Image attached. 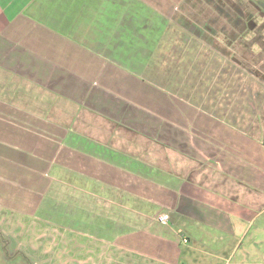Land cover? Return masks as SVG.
<instances>
[{"label":"crops","instance_id":"obj_1","mask_svg":"<svg viewBox=\"0 0 264 264\" xmlns=\"http://www.w3.org/2000/svg\"><path fill=\"white\" fill-rule=\"evenodd\" d=\"M164 2L0 0V228L39 214L120 264H264L263 141L223 80L206 105L160 83Z\"/></svg>","mask_w":264,"mask_h":264},{"label":"rangeland","instance_id":"obj_2","mask_svg":"<svg viewBox=\"0 0 264 264\" xmlns=\"http://www.w3.org/2000/svg\"><path fill=\"white\" fill-rule=\"evenodd\" d=\"M159 7L161 14L172 23L162 20L161 39L155 40L159 46L153 64L160 83L178 89L179 82L185 81L184 87L191 94L200 91L201 97L197 100L206 105L214 102L211 96L221 91L223 80L225 106L232 107L233 101L241 108L232 119L248 122L252 118L257 138L262 139L264 0H165ZM185 72H189L188 78ZM171 79L173 82L169 84ZM2 212L5 210L0 209V217ZM35 217L41 218L39 214ZM34 218L6 212L1 224L5 227L0 230L7 241H0V245L7 250V262L25 255L29 261L17 259V264L20 261L23 264H120V259L109 250V244ZM260 224L257 222L251 233ZM249 240V237L243 239L241 247Z\"/></svg>","mask_w":264,"mask_h":264},{"label":"trees","instance_id":"obj_3","mask_svg":"<svg viewBox=\"0 0 264 264\" xmlns=\"http://www.w3.org/2000/svg\"><path fill=\"white\" fill-rule=\"evenodd\" d=\"M227 68H231V67L229 66V67H227ZM232 69H234V68H232ZM239 71H240V69H239ZM226 72H228V69L225 70V73H226ZM228 79H229V78H228ZM262 141H263V144H264V133H263ZM1 236H2V235H1ZM1 240H2L3 243L6 242V240H5L3 237H2ZM5 249H6V248H5ZM23 257H24L25 260H28V261H29V259H28L25 255H24ZM29 264H31V263L29 262Z\"/></svg>","mask_w":264,"mask_h":264},{"label":"built area","instance_id":"obj_4","mask_svg":"<svg viewBox=\"0 0 264 264\" xmlns=\"http://www.w3.org/2000/svg\"><path fill=\"white\" fill-rule=\"evenodd\" d=\"M158 219L162 223H167L168 219H169V216L167 214H164V215L160 216Z\"/></svg>","mask_w":264,"mask_h":264}]
</instances>
